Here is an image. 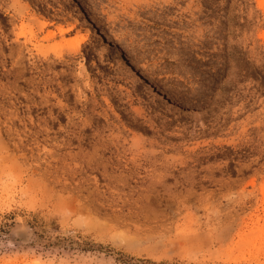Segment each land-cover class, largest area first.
Segmentation results:
<instances>
[{
  "label": "rangeland",
  "instance_id": "obj_1",
  "mask_svg": "<svg viewBox=\"0 0 264 264\" xmlns=\"http://www.w3.org/2000/svg\"><path fill=\"white\" fill-rule=\"evenodd\" d=\"M0 264H264V0H0Z\"/></svg>",
  "mask_w": 264,
  "mask_h": 264
},
{
  "label": "bare ground",
  "instance_id": "obj_2",
  "mask_svg": "<svg viewBox=\"0 0 264 264\" xmlns=\"http://www.w3.org/2000/svg\"><path fill=\"white\" fill-rule=\"evenodd\" d=\"M86 22L88 23V24H90V22L88 21V20H86ZM98 33V32H97Z\"/></svg>",
  "mask_w": 264,
  "mask_h": 264
}]
</instances>
